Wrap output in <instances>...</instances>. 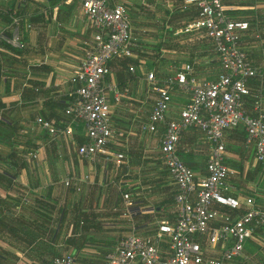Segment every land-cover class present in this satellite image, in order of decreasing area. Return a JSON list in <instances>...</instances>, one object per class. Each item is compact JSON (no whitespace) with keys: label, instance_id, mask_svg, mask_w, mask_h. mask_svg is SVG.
<instances>
[{"label":"crops","instance_id":"0c3cea01","mask_svg":"<svg viewBox=\"0 0 264 264\" xmlns=\"http://www.w3.org/2000/svg\"><path fill=\"white\" fill-rule=\"evenodd\" d=\"M28 1L0 0V31L15 32L23 44L18 48L0 41V264H47L65 253H71L76 264H100L121 237L153 235L160 221H175L178 190L159 149L164 125L155 133L141 129L156 98L146 73L153 71L163 79L190 64L196 80H215L221 72L220 62L205 38L193 47L186 46L192 35L198 36L182 31L197 16L192 0H166L164 14H160L163 5L155 0L147 7L144 1L140 6L109 0L126 7L136 43L132 57L109 64L105 78L122 92L120 101L109 94L112 126L122 132L110 149L123 153L124 161L118 166L102 158L84 159L76 152L79 141L86 140L84 125L72 121L65 111L74 90L69 78L83 58L84 42L91 41L92 29L79 0H58L53 8L45 0L47 4L37 14L30 12L32 2ZM226 4L230 16L250 24L240 45L262 73L249 86L260 94L264 114V31L256 37L257 28L264 25V0H227ZM141 9L151 14L150 28L139 24L147 21ZM14 17L18 18L17 30ZM28 18L32 20L24 28L22 23ZM147 36L156 49L152 59L147 58L141 42ZM158 40L170 42L167 49ZM189 99V91L175 88L168 119L177 117ZM247 105L251 112L253 102L248 100ZM37 117L59 126L71 123L73 132L51 139L37 124ZM242 129L224 133V161L232 170L224 193L235 198L252 196L264 206L259 197L261 168ZM210 146L197 127L180 136L178 154L196 179L207 175ZM124 193L129 194V206ZM216 208L232 215L239 212L226 206ZM202 238L195 237L200 242ZM250 239L243 250L245 260L240 259L242 254L227 264H255L251 256L264 248V228H257ZM159 245L168 250L166 238ZM263 260L264 252L257 264Z\"/></svg>","mask_w":264,"mask_h":264},{"label":"built area","instance_id":"2783aa9c","mask_svg":"<svg viewBox=\"0 0 264 264\" xmlns=\"http://www.w3.org/2000/svg\"><path fill=\"white\" fill-rule=\"evenodd\" d=\"M192 1L198 9L197 16L182 31L196 33L210 42L221 72L215 80L202 81L195 79L190 64L163 79L156 77L153 71L147 72L146 80L156 98L147 122L141 127L143 132L155 133L160 125H164L159 149L178 190L174 198L175 221H160L153 235L121 237L100 264H227L243 253L245 242L253 237L257 228H264V206H260L254 197L235 198L224 193L226 180L232 173L224 161V133L242 125L245 143L253 146L261 168L259 197L264 201V114L260 94L253 93L249 86V81L262 77V73L240 45L250 24L246 19L228 14L227 0ZM79 2L92 34L91 41L84 42L83 58L69 78L74 90L65 112L72 116V121L79 120L84 125L86 140L77 146L78 156L90 160L102 158L119 166L124 161V154L112 151L110 144L122 137V132L112 126L109 94H113L115 101H120L122 92L105 78L109 74V64L132 57L136 43L122 3L109 0ZM13 23L17 30L18 18L14 17ZM263 31L264 25H261L256 37L259 38ZM0 41L23 47L15 32L7 35L0 31ZM128 70L133 72V66ZM175 88L189 91L190 99L177 117L168 119ZM248 100L253 102L251 112ZM36 122L51 139L70 136L73 132L71 123L59 126L42 117H37ZM190 127L202 130L211 145L207 175L199 179L177 151L181 134ZM123 197L129 206V194L124 193ZM216 205L239 212L232 215ZM197 236L203 237V241H197ZM164 238L168 243L166 251L159 245ZM47 264H76V261L71 253H65L55 256ZM259 264H264V260Z\"/></svg>","mask_w":264,"mask_h":264},{"label":"rangeland","instance_id":"374dc122","mask_svg":"<svg viewBox=\"0 0 264 264\" xmlns=\"http://www.w3.org/2000/svg\"><path fill=\"white\" fill-rule=\"evenodd\" d=\"M142 1H144L146 4L144 5L145 7H147V4H149L150 2H153L154 3V1L153 0H127V2H130V3H133V4H137L136 2H138V3H140V6H143V4H141V2ZM156 1H158L160 4H162L163 6H161L162 8H161V12H160V14H164V11H163V8L165 7V5L164 4H166V0H155V2ZM29 2H32V8H31V10H30V12L31 13H36L37 14V12L41 9L40 7H41V5L43 6H45L46 4H47V2H45V0H43V1H41V0H29L28 1V3ZM130 3H126L125 2V4L126 5H130ZM142 10V9H141ZM143 11V15L145 14V17H146V20L147 21H145V22H143V21H140L139 22V24L143 27V28H150V26H151V21H150V18H151V14H150V12H148V11H146V10H142ZM29 12V13H30ZM202 40H204V38H201V37H199V36H191V41H188L187 43H186V46L188 47H193L195 44H197V43H200V41H202ZM141 42H142V44H143V46L144 47H146L147 49V58L148 59H152L154 56H155V53H156V49H155V46H153L151 43H150V37L149 36H147L144 40H141ZM158 43H161L160 44V47L161 48H163V49H167V45H168V43H170V42H160V40H158ZM210 48V47H209ZM212 48V47H211ZM166 53V52H165ZM214 53V52H213ZM245 245H246V242H245ZM247 246H248V244H247ZM246 246V247H247ZM245 247V246H244ZM245 250H247V249H245ZM263 252H264V248L262 247L261 249H260V251H259V253L258 254H255V255H252L251 257H252V260H253V262L255 263V264H257L261 259H262V256H263ZM244 253V252H243ZM242 253V254H243ZM241 254V255H242ZM247 254V253H246ZM240 255V256H241ZM245 256H244V254H243V256L240 258V259H242V261H244L245 260V258H244Z\"/></svg>","mask_w":264,"mask_h":264},{"label":"trees","instance_id":"16d2710c","mask_svg":"<svg viewBox=\"0 0 264 264\" xmlns=\"http://www.w3.org/2000/svg\"><path fill=\"white\" fill-rule=\"evenodd\" d=\"M56 1H58V0H48V2H49V7L51 8H53L54 6H55V3H56ZM10 10H13V8H11ZM18 13H21V9L19 8L18 10H17V14ZM28 19H30V18H28ZM32 20V18L30 19V20H27V19H25L24 20V22L22 23V25H24V28H26V26H27V24L30 22ZM9 21H10V19H9ZM58 120L59 119H57L56 120V122H58ZM241 127H243L242 125H240ZM240 126H238V127H240ZM237 128V127H236ZM235 129V128H234ZM241 132H245L244 131V128L241 130ZM83 142V139H81L80 141H79V144L80 143H82ZM234 214H236V213H234ZM248 240H251V239H248ZM245 246V245H244ZM257 249V248H256Z\"/></svg>","mask_w":264,"mask_h":264}]
</instances>
